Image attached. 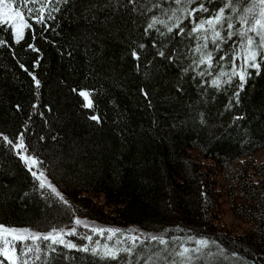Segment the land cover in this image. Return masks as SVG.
I'll use <instances>...</instances> for the list:
<instances>
[{"label": "trees", "instance_id": "1", "mask_svg": "<svg viewBox=\"0 0 264 264\" xmlns=\"http://www.w3.org/2000/svg\"><path fill=\"white\" fill-rule=\"evenodd\" d=\"M105 2L72 0L48 21L50 29L34 24L35 38L26 29L19 43L0 26L7 41L0 45V132L15 138L28 129L26 143L35 149L29 154L40 157L77 216L106 227L200 234L227 250L223 264H264V162L256 158L264 149V64L258 73L249 70L242 90L235 78L232 86L204 92L190 76L179 80V69L158 56L134 60V42L150 48L151 38L123 10L85 12ZM80 89L90 91L93 108L83 106ZM36 184L0 137V223L42 230L70 225L71 213L59 202L49 207V190L42 196ZM227 202L247 226L242 233L222 223ZM64 252L67 259L53 264H96L90 255Z\"/></svg>", "mask_w": 264, "mask_h": 264}, {"label": "snow or ice", "instance_id": "2", "mask_svg": "<svg viewBox=\"0 0 264 264\" xmlns=\"http://www.w3.org/2000/svg\"><path fill=\"white\" fill-rule=\"evenodd\" d=\"M71 2L0 0V26H7L5 30H10L16 43L24 39L26 29L32 30L35 38L33 25L41 26L42 32L47 31L51 28L48 21H55L56 14ZM213 4L214 0H106L102 5L91 4L85 12L91 13L97 7L100 10L110 8L114 13L123 10L131 17L139 18L142 35L151 38V46L134 42L130 55L136 61H140L142 54L158 56L179 69V80L190 76L204 92L207 87L220 90L226 85L232 86L235 78L242 90L246 77L252 75L249 70L258 73L264 64V0H218L217 6L213 7ZM92 18L95 19V13ZM6 43L0 38V45ZM28 48L39 51L33 44H28ZM147 63L151 64L152 60ZM32 78L38 89L40 81L35 76ZM176 87L178 91L182 90L179 83ZM140 91L148 98L147 91L143 88ZM79 96L85 102L84 107L93 108L89 90L80 89ZM233 96L238 103L239 90L234 91ZM16 107L19 109L20 106ZM32 107L35 109L37 105ZM90 119L100 122L97 115ZM27 131L25 128V132L18 133L15 138L0 132V137L25 163L37 182L34 190L40 191L42 196L45 195L43 190H49L48 206L57 202L64 205V210L71 213V224H50L42 230L0 223V264H53L57 258L67 259L64 250L90 255L96 264H223L229 258L220 243L196 233L181 237L169 235V229L150 233L137 228L89 224L86 218L75 214L70 201L45 174L40 157L29 154L31 145L26 143ZM31 150L35 153V149ZM79 227L89 231L81 233ZM69 236L79 237V242L67 239ZM95 236L102 237L105 242L94 239ZM230 256L242 259L235 251H231Z\"/></svg>", "mask_w": 264, "mask_h": 264}, {"label": "rangeland", "instance_id": "3", "mask_svg": "<svg viewBox=\"0 0 264 264\" xmlns=\"http://www.w3.org/2000/svg\"><path fill=\"white\" fill-rule=\"evenodd\" d=\"M256 158L258 159V162H260V163L264 162V149L259 151L256 154ZM99 202L103 204L104 203L103 198L99 199ZM230 208H231L230 202H227L226 203V212L224 213V216L222 218V223L227 226V229L229 231H231V232L235 231L237 233H242V231H244L247 226L244 225V224H241L238 221V219H236L234 217V215L231 212ZM88 222H89V224H95V225H98V226L106 227L105 225H102V224H97V223H93V222H90V221H88ZM185 235H188V234H185Z\"/></svg>", "mask_w": 264, "mask_h": 264}]
</instances>
